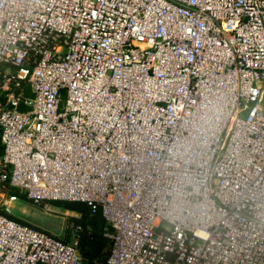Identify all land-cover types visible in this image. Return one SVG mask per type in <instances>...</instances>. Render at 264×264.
I'll return each mask as SVG.
<instances>
[{
    "label": "built area",
    "instance_id": "1",
    "mask_svg": "<svg viewBox=\"0 0 264 264\" xmlns=\"http://www.w3.org/2000/svg\"><path fill=\"white\" fill-rule=\"evenodd\" d=\"M263 101L264 0H0V264L91 231L10 188L100 213L105 264H264Z\"/></svg>",
    "mask_w": 264,
    "mask_h": 264
},
{
    "label": "trees",
    "instance_id": "2",
    "mask_svg": "<svg viewBox=\"0 0 264 264\" xmlns=\"http://www.w3.org/2000/svg\"><path fill=\"white\" fill-rule=\"evenodd\" d=\"M9 192L14 195H17L19 198L26 199L25 195L15 188H10ZM63 205L66 210H71L80 213V220L83 225L89 224L91 226V231L89 233H87L86 231H81L78 237V249L82 257V264H105L106 258L109 254L110 241L103 236V231L107 227V224L103 220L101 214L96 213L91 215L87 206L84 203L80 202H63ZM5 214L12 219L20 221L22 223H26L28 225H32L20 218L13 216L10 213ZM72 219L76 220V218ZM61 239L64 241H70V238Z\"/></svg>",
    "mask_w": 264,
    "mask_h": 264
},
{
    "label": "rangeland",
    "instance_id": "3",
    "mask_svg": "<svg viewBox=\"0 0 264 264\" xmlns=\"http://www.w3.org/2000/svg\"><path fill=\"white\" fill-rule=\"evenodd\" d=\"M264 105V101H263ZM245 112H243V116ZM49 211L45 210L42 205H36L31 201L18 198L9 205L10 213L24 221L42 228L60 238L72 239L73 232L70 228L72 218H76L78 212L66 210L63 202H48ZM76 214V215H75Z\"/></svg>",
    "mask_w": 264,
    "mask_h": 264
},
{
    "label": "bare ground",
    "instance_id": "4",
    "mask_svg": "<svg viewBox=\"0 0 264 264\" xmlns=\"http://www.w3.org/2000/svg\"><path fill=\"white\" fill-rule=\"evenodd\" d=\"M238 114H239L240 116H243V112H242V110H239V111H238Z\"/></svg>",
    "mask_w": 264,
    "mask_h": 264
},
{
    "label": "crops",
    "instance_id": "5",
    "mask_svg": "<svg viewBox=\"0 0 264 264\" xmlns=\"http://www.w3.org/2000/svg\"><path fill=\"white\" fill-rule=\"evenodd\" d=\"M22 220H25V219H22ZM26 221H28V220H26ZM29 222V221H28ZM31 223V222H30ZM42 229V228H41Z\"/></svg>",
    "mask_w": 264,
    "mask_h": 264
}]
</instances>
